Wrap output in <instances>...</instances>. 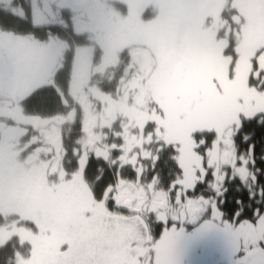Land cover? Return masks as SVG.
I'll list each match as a JSON object with an SVG mask.
<instances>
[{
	"label": "snow or ice",
	"instance_id": "6c2138e0",
	"mask_svg": "<svg viewBox=\"0 0 264 264\" xmlns=\"http://www.w3.org/2000/svg\"><path fill=\"white\" fill-rule=\"evenodd\" d=\"M209 231L264 264V0H0V264H182Z\"/></svg>",
	"mask_w": 264,
	"mask_h": 264
},
{
	"label": "flooded vegetation",
	"instance_id": "af4514ba",
	"mask_svg": "<svg viewBox=\"0 0 264 264\" xmlns=\"http://www.w3.org/2000/svg\"><path fill=\"white\" fill-rule=\"evenodd\" d=\"M46 0H33V3L43 6ZM23 31L33 30L31 24L25 25ZM70 71V65L65 67V74ZM201 69L194 70V75ZM201 222H189L184 225L188 234L196 232ZM236 256L232 253L226 235L221 231H209L200 234L183 246L182 264H235Z\"/></svg>",
	"mask_w": 264,
	"mask_h": 264
}]
</instances>
